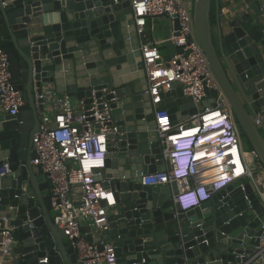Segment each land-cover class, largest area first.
Returning a JSON list of instances; mask_svg holds the SVG:
<instances>
[{"label": "water", "instance_id": "95a60500", "mask_svg": "<svg viewBox=\"0 0 264 264\" xmlns=\"http://www.w3.org/2000/svg\"><path fill=\"white\" fill-rule=\"evenodd\" d=\"M193 22L246 145L258 155L252 167L264 172V27L252 35L235 27L219 44L212 0H194ZM173 28L179 29L178 19ZM141 44L130 0H0V46L23 96L16 114L0 112V167L10 166L0 176V213L16 239L1 264L76 262L64 229L54 222L51 183L34 163L39 158L34 135L51 103L43 97L46 89L84 99L88 107L109 103L111 109L116 130L108 137L104 166L94 170L115 203L102 201L108 226L90 231L89 241L112 243L118 264H253L264 207L246 176L189 210L175 206V183L142 184L143 175L165 170L156 112L166 109L173 122L186 116L184 128L200 109L178 82L153 103Z\"/></svg>", "mask_w": 264, "mask_h": 264}, {"label": "built area", "instance_id": "2783aa9c", "mask_svg": "<svg viewBox=\"0 0 264 264\" xmlns=\"http://www.w3.org/2000/svg\"><path fill=\"white\" fill-rule=\"evenodd\" d=\"M130 1L136 30L142 40V58L153 103L161 102L172 83L178 82L184 95L191 97L200 109L189 116L186 121L189 126L184 128L181 126L185 122H173L166 109L156 112L155 123L161 134L165 170L143 175L142 184L175 183L178 193L173 196V201L180 209L189 210L246 176V181L256 187L264 207V172L255 173L252 162H259L258 155L244 150L242 131L232 107L196 38L194 0ZM215 1L216 16L220 19L227 9L220 5L222 0ZM243 1L249 4L247 0ZM256 7L264 16V0H258ZM161 17L170 20L172 36L158 41L147 36V26ZM176 19L179 21L177 30L173 28ZM252 21L255 25L257 18ZM163 42H171L181 52L175 51L169 60H165L159 49ZM211 91L217 96H211ZM43 97L56 98L60 105L53 118L44 117L40 131L34 135L39 155L34 163L42 165L51 183L54 222L64 229L74 248V264H118L112 243L103 242L100 237L94 242L88 240L90 231L97 233L108 226V207L102 201L109 200L112 194L102 186L103 179H98L100 173L94 169L104 166L108 137L116 130L111 124L109 103H103L104 107L100 109L96 101L88 107L84 99H80L79 107L75 108L71 97L58 95L51 89H46ZM22 104L23 96L11 79L8 55L0 46V108L5 113L16 114ZM255 123L261 124V115L255 118ZM9 167L8 163L0 167V176L8 173ZM114 203L109 200L108 206ZM251 208L248 200V209ZM84 225L89 232L84 231ZM261 227L260 244L250 259L253 264H264V221ZM12 230L7 217L0 214V248L4 255L11 252L16 242Z\"/></svg>", "mask_w": 264, "mask_h": 264}, {"label": "crops", "instance_id": "0c3cea01", "mask_svg": "<svg viewBox=\"0 0 264 264\" xmlns=\"http://www.w3.org/2000/svg\"><path fill=\"white\" fill-rule=\"evenodd\" d=\"M249 4L252 3L251 7L248 8L249 4L247 5L243 0H222L220 3L221 6L225 7L227 9L226 14L221 17L220 19L216 16V9H217V3L215 0H212V9L214 11L213 16V28H214V34L216 37V40L220 44L222 36L233 30L235 27H243L248 35H252L250 32V29L247 26L246 20L244 19L245 16L250 15L251 19L257 18V21L255 22L256 26H262L264 27V16H261L257 10V3L258 0H247ZM238 20V21H237ZM237 21L239 24L237 26H233L234 22ZM152 25V24H151ZM148 28V27H147ZM147 36L151 39H154L152 34L149 33L147 30ZM157 36V35H156ZM158 37V36H157ZM161 37V38H160ZM160 37L156 38L158 41L160 40H166L164 38V35H161ZM159 49L162 53V55L165 57L172 55L175 53V47L170 42H163L159 45ZM62 95V94H60ZM54 99V100H53ZM51 100V103L46 108L45 116L53 118L56 113L60 110V105L57 103L56 98H53ZM73 106L75 108L79 107V101L78 98H71ZM0 112H3V110L0 108ZM186 116H179L177 118V122H183L185 121ZM175 121V122H176ZM242 146L244 150L248 151L249 148L246 145V141L244 138H242ZM39 175V179L42 178L41 174ZM51 191V190H50ZM174 200V197H173ZM109 202V201H108ZM175 206L179 207L176 202L174 201ZM1 214V213H0ZM55 211H53L52 215L54 217ZM84 231L89 232V228L84 225ZM90 235V234H89ZM89 237V236H88ZM10 256V253L8 255H4L2 249L0 248V264L4 261V259H7Z\"/></svg>", "mask_w": 264, "mask_h": 264}, {"label": "rangeland", "instance_id": "374dc122", "mask_svg": "<svg viewBox=\"0 0 264 264\" xmlns=\"http://www.w3.org/2000/svg\"><path fill=\"white\" fill-rule=\"evenodd\" d=\"M147 27V30L155 39L160 37L161 35H164V38L166 39H169L172 36V25L170 20L166 17H161L154 20L153 25L149 23Z\"/></svg>", "mask_w": 264, "mask_h": 264}, {"label": "trees", "instance_id": "16d2710c", "mask_svg": "<svg viewBox=\"0 0 264 264\" xmlns=\"http://www.w3.org/2000/svg\"><path fill=\"white\" fill-rule=\"evenodd\" d=\"M213 16H214V11L212 9V20H213ZM244 19L246 20V23H247L248 28L250 29V32L252 34H257V26L254 25L250 15L245 16ZM237 21L234 22V24H233L234 27L239 24Z\"/></svg>", "mask_w": 264, "mask_h": 264}, {"label": "bare ground", "instance_id": "6f19581e", "mask_svg": "<svg viewBox=\"0 0 264 264\" xmlns=\"http://www.w3.org/2000/svg\"><path fill=\"white\" fill-rule=\"evenodd\" d=\"M236 160H237L238 165H239V166H238V169L241 170V165H240V163H239V159H238V157L236 158ZM111 197H112V196H110V198H111Z\"/></svg>", "mask_w": 264, "mask_h": 264}, {"label": "clouds", "instance_id": "9594fccd", "mask_svg": "<svg viewBox=\"0 0 264 264\" xmlns=\"http://www.w3.org/2000/svg\"><path fill=\"white\" fill-rule=\"evenodd\" d=\"M194 147H195V145H194ZM182 210H186V209H182Z\"/></svg>", "mask_w": 264, "mask_h": 264}]
</instances>
